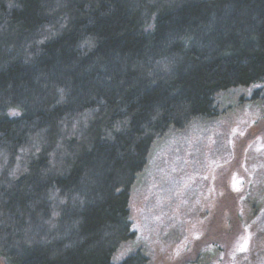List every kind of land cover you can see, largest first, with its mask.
Instances as JSON below:
<instances>
[{
    "label": "trees",
    "instance_id": "16d2710c",
    "mask_svg": "<svg viewBox=\"0 0 264 264\" xmlns=\"http://www.w3.org/2000/svg\"><path fill=\"white\" fill-rule=\"evenodd\" d=\"M263 83L264 0H0V259L113 264L153 144Z\"/></svg>",
    "mask_w": 264,
    "mask_h": 264
},
{
    "label": "rangeland",
    "instance_id": "374dc122",
    "mask_svg": "<svg viewBox=\"0 0 264 264\" xmlns=\"http://www.w3.org/2000/svg\"><path fill=\"white\" fill-rule=\"evenodd\" d=\"M216 116L157 140L128 201L148 264H264V83L218 94ZM0 264H5L0 259Z\"/></svg>",
    "mask_w": 264,
    "mask_h": 264
}]
</instances>
